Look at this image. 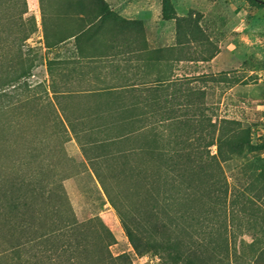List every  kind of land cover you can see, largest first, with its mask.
I'll return each instance as SVG.
<instances>
[{
  "label": "rangeland",
  "instance_id": "rangeland-1",
  "mask_svg": "<svg viewBox=\"0 0 264 264\" xmlns=\"http://www.w3.org/2000/svg\"><path fill=\"white\" fill-rule=\"evenodd\" d=\"M134 1L123 8L105 2L110 15L98 19L106 11L99 0H0V105L19 108L0 122L22 111L16 117L25 131L21 142L39 141L37 154L62 178L79 220L99 215L113 237V256L125 254L131 264H162L155 256L135 254L115 210L81 173L74 136L64 137L52 126L48 105H61L78 127L90 125V105L113 100L186 105L187 111L193 105L196 120L235 121L249 129L252 147L240 157L218 155L214 145L208 150L226 178L231 234L250 241L264 227V0ZM80 29L87 34L77 44L56 43ZM91 55L102 58L90 62ZM48 60L64 63L49 70ZM18 68H26L24 75L7 82ZM90 70L100 85L118 86V98L87 94ZM156 78L165 80L157 90L150 84Z\"/></svg>",
  "mask_w": 264,
  "mask_h": 264
},
{
  "label": "trees",
  "instance_id": "trees-1",
  "mask_svg": "<svg viewBox=\"0 0 264 264\" xmlns=\"http://www.w3.org/2000/svg\"><path fill=\"white\" fill-rule=\"evenodd\" d=\"M107 14L106 9L99 19ZM86 34L87 29L71 30L56 43L77 44ZM63 63L46 65L51 70ZM25 70L16 69L7 82ZM95 81L90 78L91 97L118 98V86ZM164 82L156 78L150 84L157 90ZM113 101L90 105V125L80 127L61 105L48 106L52 126L64 137L74 136L81 173L115 210L135 254L155 256L162 264H264V227L250 241L231 234L226 178L208 150L214 145L218 155L242 156L252 147L249 129L227 119L196 120L193 105L187 111L186 105ZM17 108L0 105V117ZM21 112L0 122V264H131L127 255L110 253L113 237L99 215L77 218L62 178L37 154L39 141L21 142Z\"/></svg>",
  "mask_w": 264,
  "mask_h": 264
},
{
  "label": "crops",
  "instance_id": "crops-1",
  "mask_svg": "<svg viewBox=\"0 0 264 264\" xmlns=\"http://www.w3.org/2000/svg\"><path fill=\"white\" fill-rule=\"evenodd\" d=\"M104 2L108 3L110 5V7L114 6L116 8H123L125 7L126 5H132L134 3H136V1L134 0H104ZM100 4V3H99ZM101 7V5H98V7ZM98 19H99V16H98ZM98 56H90V62H94V63H97L99 61V59L101 58H97ZM101 61V60H100ZM94 65V64H93ZM95 73L93 70H90V77H95ZM100 77H104V76H107V75H99ZM92 83V82H91ZM96 84L100 85L99 81H95ZM90 91L88 90L87 91V94H89Z\"/></svg>",
  "mask_w": 264,
  "mask_h": 264
},
{
  "label": "built area",
  "instance_id": "built-area-1",
  "mask_svg": "<svg viewBox=\"0 0 264 264\" xmlns=\"http://www.w3.org/2000/svg\"><path fill=\"white\" fill-rule=\"evenodd\" d=\"M146 256H148V255H145V256H140V257H146Z\"/></svg>",
  "mask_w": 264,
  "mask_h": 264
}]
</instances>
